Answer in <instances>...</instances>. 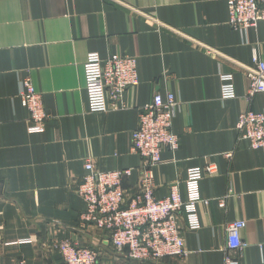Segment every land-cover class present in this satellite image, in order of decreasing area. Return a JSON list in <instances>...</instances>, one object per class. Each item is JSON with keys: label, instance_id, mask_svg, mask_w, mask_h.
Returning a JSON list of instances; mask_svg holds the SVG:
<instances>
[{"label": "crops", "instance_id": "obj_1", "mask_svg": "<svg viewBox=\"0 0 264 264\" xmlns=\"http://www.w3.org/2000/svg\"><path fill=\"white\" fill-rule=\"evenodd\" d=\"M226 1L0 0V264H61L51 244L63 240L97 252L98 264H223L224 227L238 220L246 223L238 263L264 264V149L251 150L237 129L241 113L264 114V93L248 96L242 68L253 53L264 62V25L232 28ZM90 53L136 59L139 83L125 92V110H87ZM221 74L232 75V99L222 97ZM26 78L48 115L42 133L27 131L18 96ZM168 93L178 102L179 145L150 170L155 197L178 182L185 199L190 168L213 164L217 173L198 184L208 200L197 209L199 229L178 215L188 255L133 262L81 220L86 207L75 189L89 157L99 172L130 170L122 189L133 196L143 161L131 151V132L140 108Z\"/></svg>", "mask_w": 264, "mask_h": 264}, {"label": "built area", "instance_id": "obj_2", "mask_svg": "<svg viewBox=\"0 0 264 264\" xmlns=\"http://www.w3.org/2000/svg\"><path fill=\"white\" fill-rule=\"evenodd\" d=\"M226 5L228 25L232 28L246 31L257 24L264 25V0H227ZM252 63L250 67L241 65L249 81V97L264 93V62L253 53ZM84 78L90 113L123 111L127 107L125 92L139 83L137 61L124 54L101 59L98 54L90 53L84 64ZM220 79L222 97L234 98L232 75L221 74ZM18 96L21 106L29 113L27 131L31 134L44 132L48 115L44 111L42 96L35 92L29 78L20 82ZM177 110L178 102L172 93L165 97L155 94L148 105L140 108L138 126L130 138L131 151L143 161L142 174L133 196L126 198L122 189L130 170L99 172L89 157L85 158L83 165L86 174L75 189L86 207L81 220L106 232L114 253L133 262H159L188 255L178 226V215L183 213L189 229H199L197 209L200 204L206 206L208 200L201 198L198 184L205 176L217 173L213 164L202 169L190 168L183 181L185 199L178 182L169 186L165 198L155 197L150 170L161 163L160 154L164 149L172 152L178 148V136L172 131ZM237 122L238 138L247 141L251 150L264 149V114L245 111ZM225 199L217 201L221 209L226 205ZM245 226L243 220L225 225L223 264H239L237 257L245 248L241 234ZM51 245L60 256L61 264H98L99 254L90 248L77 247L68 240L54 241ZM17 264L26 263L20 261Z\"/></svg>", "mask_w": 264, "mask_h": 264}]
</instances>
